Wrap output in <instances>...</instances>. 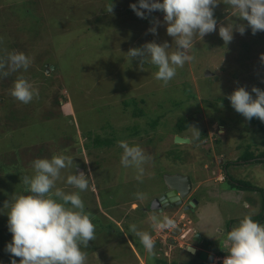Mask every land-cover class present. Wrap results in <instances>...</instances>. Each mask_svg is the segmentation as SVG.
Masks as SVG:
<instances>
[{"label": "rangeland", "instance_id": "374dc122", "mask_svg": "<svg viewBox=\"0 0 264 264\" xmlns=\"http://www.w3.org/2000/svg\"><path fill=\"white\" fill-rule=\"evenodd\" d=\"M12 1L17 0H8L7 4H3L0 1V23L7 22L3 19L5 16L13 17L10 13V9H8L9 6L12 5ZM21 1L30 5L29 7H33L30 11L32 13L31 19L35 23H43L46 19L52 16L57 17L63 24L66 23V18H69V14L72 15L71 18L75 19L77 16H81V14L87 9L86 12L88 15H96L98 22L102 21L106 24V30L102 36L96 34L97 32H87V29H85L84 32L82 31V33L79 32L81 36H74L76 31L70 34L58 32L59 29L56 30V36L59 37V40L62 42L60 49L58 50L61 55V65L57 70V63L55 61H57L58 58L60 60V56L58 53L55 52L54 54L53 51L50 50L47 55H51L48 58H51L52 60H47L45 62L46 68L44 72L45 74H50L55 71L52 75L54 82L60 81L57 79H61L64 85H70L68 92L69 97L75 103L77 110L75 113V119L72 118L76 126L79 127V130H76V133H79L78 131H81L82 134L85 133V130H87V127L90 125L93 126V129L94 126H101L104 128L108 126L105 132L115 133L116 131L123 129L124 126L128 125L130 127L136 126L138 129H141L142 127L146 128L147 134L145 135L152 138V149L156 150L148 153L146 152L150 156V160L148 161L152 164H149V166L146 164L148 167L147 169H144L143 174L140 176L134 166L125 167L120 163L122 149L117 145L111 148L112 155L108 156L109 153H105L104 151L99 154V156L103 158L100 161L101 167L99 171L101 173L103 172L102 170L108 166L107 164L109 162L110 165H114V168H111L110 171V180L106 183L99 182L97 184L98 187L107 192L108 197L116 198V196H113L111 193L112 188H116L115 183L111 182V180H115V182L123 180L124 182L126 181L125 184L129 182L128 185H125V187H131L134 183L137 184V181H132L135 176H138L137 179L141 181L142 177L147 176V172H150L153 176L151 178V182L155 185L160 182L161 175L164 176L166 172L170 173L172 171L171 169L177 167L179 164L189 165L191 163L190 165L192 169H194L193 171L195 174L193 173V177L196 180V183L203 184L210 175V173L205 170V166H207V168L215 167L219 170V163L225 162L227 163L226 166L233 165L231 163L235 162L236 157L239 159L237 164H241L242 166L239 168H232V177L235 179H241L245 182H253L257 184L258 187L261 186L264 188V165H256L252 163L242 164L244 161L249 162L250 159L247 158V160H245L246 158L243 156L244 153L242 151V147H239V150L236 149L237 145L242 144V142H245L247 145L249 143V139L254 140L253 142L256 143L257 131L255 121H257L258 118L245 120L241 114L233 110L227 99V94H229L238 85H241L239 83L243 80V77H240L243 73L241 70L249 61L251 62L248 73L254 71L257 72V70H259V73H261L262 76L260 77V83H256L257 78L251 75L253 80L248 81L247 87L245 86L246 89L250 90L251 86L256 85L257 87L264 89V82H262L264 81V61L261 60V56L264 55V45L262 46L261 44H264V31H257L254 34L258 39L257 43L259 46H262V49L259 53L255 47H249L250 53L253 54V57H257V59L248 61L247 59L245 60L243 55L244 50L240 48V44L236 43V37L239 35L238 33H234L232 45L231 42L224 45V42L219 37L217 31L206 34L202 40H200L198 36L195 37L197 42L195 43L194 48L190 50V55L193 59L186 62L183 67L178 68L176 75L165 85L162 81L155 78V70H157V68L150 62H146L143 66V71L137 74L134 66L137 64L136 67L140 71L138 58H133L129 62V58L126 53L130 47L141 46L147 41L155 40L159 43L161 41L168 40L171 42V37H169L165 32V27L162 22L163 14L161 12L155 11L143 19L139 18L129 7V4L134 3L135 0H82L80 6L76 7L71 5V0H38V4L36 5H33L34 2L32 3V0ZM110 4L112 5L111 12L109 11ZM5 5H9L8 8ZM69 5L71 9H69ZM1 6H4V8ZM32 10L38 11L39 13L44 11L45 14L43 13V20H39L38 16L34 15V11ZM228 11L229 10L226 4L224 5L221 3L217 5L214 14L217 17L218 23L224 22V17L227 15ZM150 17H156L161 21V23L157 26V33L155 35L147 31V29L151 26L152 18L150 19ZM144 19L146 20L145 23H143ZM233 19L236 18L233 17ZM113 21L118 22V24L123 27L112 31L111 27L113 25ZM124 24L126 26H124ZM91 27L93 28L94 26ZM39 34L46 37V28L44 27L43 31H39ZM46 41H48L47 44L51 43L50 38L46 39ZM34 43H36L39 47L43 45L42 41L39 43L34 41ZM56 44L57 42L54 43V45ZM43 47L45 46L43 45ZM237 52L240 54L238 55ZM228 58L233 59L231 60L233 65H231ZM87 59L90 60L85 62ZM113 61H116V63H113ZM90 62H95L93 69L89 64ZM82 64H85V66L82 67ZM229 66H231V69L227 68ZM116 67H118V70H120L123 74H120V76L118 75V78L111 82L110 79L117 76L113 71ZM36 69L38 72L40 67L36 68L35 62H33L31 56V63L28 68L26 70H18V72L20 71L22 73H19V76L23 75L26 79L35 84V80L38 78L30 77V75L34 70L36 71ZM232 70L236 72H232ZM103 72L106 73L101 77L99 74ZM151 73H153V75H150ZM233 73L238 74L237 79L233 78ZM132 75L133 77L130 81V77ZM61 76L63 78L65 77L66 79H64L69 81V83L67 84ZM150 77H153V80L150 79ZM105 79H109L110 81L108 80L109 82H107ZM81 81H85V83H81ZM74 83L79 84L75 85ZM11 86L12 83L0 85V93L6 92L4 90ZM85 87L90 88L87 89L88 95L86 96L82 92V89ZM101 89L109 91L112 89L110 95L111 97L114 96V100L112 99L111 103H115L116 101L118 102L121 99L123 102L128 101L130 98H134V96L137 100L143 99V105L140 104L143 114L141 116H137V108L131 105L121 108L118 104L101 103L104 98V96L100 94ZM90 93L94 95L89 96ZM119 97L121 99H118ZM2 100L5 101V105L13 104V107L18 105L17 102L12 103L4 98H1L0 101L2 102ZM26 107H29V110L30 108H33L35 111H39V108L31 104ZM5 109L6 108H0V121L2 128L0 129V136H4L7 141L12 133H8L10 126L7 124L5 115L3 119V114H5L6 111ZM120 110L121 113L118 117ZM16 111L19 114L20 120L23 119L29 124L35 123V116L32 118L27 109L16 106ZM94 115L97 116L96 119L92 118ZM182 117H192V127L197 128L200 134L204 130L206 132V139H203L204 135H194L193 128L189 126L186 131L182 132V136L190 139V143L188 145H178L181 150V157L177 159L179 154H172V149L174 148V145H176L172 142L174 135L172 131V123L174 124V122L172 121H177ZM149 119L157 120L156 125L153 128L148 126V122L150 121ZM70 121L68 122L69 124H71ZM120 122H124L122 123L123 126L119 125ZM117 123L118 125H116ZM226 125L231 128V130H228L229 132L225 129ZM219 127H224V134H222L224 131L223 128L218 131ZM59 128L63 130L67 129L64 126H60ZM118 128L120 129L117 130ZM40 132H42L43 135L47 134L50 137L57 134L54 129H49V131H47V129H42ZM125 132L121 135L125 136ZM127 132H129V130ZM220 135L222 136L221 142L216 145V138ZM166 137L167 140L165 142ZM4 138L2 139L4 140ZM56 140L57 139L51 138L47 139V141L50 142L48 145H53ZM200 140L203 142L199 143ZM10 142L11 139L8 140V144H10ZM84 142L88 143L87 140H84ZM197 144V149L200 151L202 156L195 152L196 149L194 146ZM4 146L5 142L0 141V157L5 159L8 156L13 160V162H16L10 153V147L12 145H8L6 149ZM108 148L110 151V147ZM208 149L211 151L207 152ZM252 150H254V147L249 149V151ZM253 154L255 155L257 152L254 150ZM13 155H15L14 152ZM71 155L74 156L76 165L83 166L85 168V172L92 173L87 167L88 163L86 161L89 157L85 152L74 153ZM211 155L214 159H211ZM22 157V153H20V158L18 157V159L21 161V166H23L22 162H28ZM221 157H223L224 160L220 162L219 158ZM107 158H112L113 162ZM10 159L7 158L4 161L8 160L10 162ZM90 159H92V157H90ZM223 166L225 167V165ZM180 167L183 168V166ZM228 168L229 167H227V169ZM93 171L95 172L96 169H93ZM220 171H222V167ZM215 175L216 172L213 177L209 178L211 179L209 180L211 182L208 184V189L209 194L218 199L217 195L214 194L217 193L216 188H218L217 182H215L217 179ZM89 177L94 180L93 175ZM228 185L229 183L226 181L220 185V188L227 189ZM125 187L121 188L122 192L119 194L123 197L127 195ZM91 189L97 190V187L92 188L91 186ZM134 194L137 193L134 192ZM1 198L2 196H0V199ZM96 199L97 207L100 211L107 213V215L110 214L109 217L113 222L112 225L114 230L123 229L124 226L122 227L121 225V215L128 210L127 205L130 202V199L120 200V204L115 206L120 207L117 209H114L115 207L112 209L113 204L105 203V201L112 202L111 199L106 198V194L100 193L96 196ZM243 200L251 205L252 207L250 209H254L255 212L260 210L262 198L259 194H256L255 197L247 196ZM141 204H144V202ZM237 208L238 210H241L242 214L250 210L244 209L242 201L238 203L230 201L220 206L221 213L223 214L226 212L225 209H227V212L230 211L234 214V211ZM172 212L173 210L169 213ZM152 215H154V213L151 215L146 214V216L141 217L138 214V211H135L129 213L128 221L133 224L135 219H144L140 225L137 222L135 223L137 228L143 231H149L150 229L154 230L155 225L150 220ZM155 215L161 218V222H163L162 217L169 218V216L160 215V213ZM181 220L184 221V229L188 230V224L186 225L185 217ZM100 222L106 223L101 218ZM227 222L228 218L226 217L224 223ZM218 227H222V225L219 224ZM98 229V226H95V230L97 232L95 233L94 239L89 241L87 247L83 249L86 253L85 264H148L145 260V255L142 254L141 261L137 260L134 255L135 253L129 248L127 243H125L124 240L120 241L118 238H116L119 240L118 244L113 245V248H110L109 251L107 250L105 254L102 253L105 249V245H107L109 236L112 237V235L104 234L102 230L98 231ZM162 229L163 228H161V230ZM128 230L132 235L133 233L130 228H127L125 233H128ZM181 233L185 234V239H180V237L174 233L167 235V231L156 233V237L152 236V238L162 240L167 246V248H165L167 251L166 254L172 257V248H176L177 245L168 244L167 239H169V236L174 238L176 243L179 244V247H186L189 244L188 241L197 245V243L193 242L191 239H188L186 242V237L190 236L189 232L186 233L181 230L178 234ZM210 234L211 231L204 233L205 237L210 236ZM225 238L226 236L221 233L220 236L217 237V241L210 242V251L213 253L219 250L222 247ZM18 258L19 257H16L15 259L18 261ZM0 262H2V264H6L2 260H0Z\"/></svg>", "mask_w": 264, "mask_h": 264}, {"label": "clouds", "instance_id": "9594fccd", "mask_svg": "<svg viewBox=\"0 0 264 264\" xmlns=\"http://www.w3.org/2000/svg\"><path fill=\"white\" fill-rule=\"evenodd\" d=\"M221 3L226 4L229 11L224 17V22L218 23L214 13L217 5ZM129 7L137 17L142 19L155 11L163 14L162 22L166 34L171 37V42L168 40L159 43L155 40L147 41L141 46L130 47L126 53L129 62L133 58H138L141 69H143L145 62L155 65L157 68L155 78L162 81L165 85L176 75L178 68L183 67L186 62L193 59L190 55V50L194 48L197 42L195 37L198 36L202 40L206 34L217 31L224 45H227L232 41L234 33L243 35L246 30H249L254 35L257 31H264V0H135L134 3L129 4ZM111 9L112 5L110 4V12ZM233 17L236 19H233ZM160 23L161 21L158 18L153 17L151 26L147 31L155 35L157 26ZM261 60L264 61V55L261 56ZM30 63L31 57L22 51L10 52L7 57L0 56V77L8 76L11 72L19 69L26 70ZM10 93L21 103L27 104L34 96L38 95V89L32 82L20 75L13 81ZM227 99L233 110L241 114L245 120L258 118L261 122H264V89L251 86L250 90H248L245 86L238 85L227 94ZM149 120L148 126L153 128L157 120ZM153 121L154 124L150 126L149 123ZM172 122H174V124L172 123V131L174 133L172 142L175 143V137H181L187 139L188 143L175 144L188 145L190 139L182 136V133L175 132L176 121ZM70 123L74 124L75 128H79L73 121H70ZM119 125L123 124L120 123ZM189 126L192 127V122L188 124ZM107 127L103 130H98L99 136L110 135V133L105 132ZM134 127L136 126L130 127L126 125L123 130L128 134L130 131L128 133L127 131ZM192 128L194 135H201L197 128ZM222 128L224 129V127H219L218 131ZM225 129L222 134L225 133ZM136 130L147 134V129L144 127ZM122 133L120 129L114 134L120 136ZM95 135L98 134L94 131L92 136L94 137ZM221 135L217 136L220 140L222 139ZM166 140L167 137L165 142ZM202 142L201 140L199 141V143ZM117 143V146L122 149L120 163L125 167L134 166L138 174L142 175L144 172L143 165L150 159L146 150L138 143L129 144L125 139L119 140ZM112 147H110V150ZM194 147L196 149L195 152L202 156L197 149L198 144ZM247 152L249 153L250 151ZM251 152H254V150ZM255 152L257 154L254 157L248 158L250 159L249 162L244 161L242 164L264 165V157H260V153L257 150ZM73 157L64 152H59L50 158L38 157L34 159L32 161V174L23 176V183L26 186L23 192L15 194L10 201L3 204V206L7 207V229L11 233L10 241L5 243L6 252L11 254L9 264H85L86 253L83 249L87 247L89 241L94 239L95 225L90 219V214L85 209L80 193L89 188V174L92 175V173L86 175L85 168L75 165ZM210 157L214 159L212 155ZM261 159L263 162L260 161ZM219 160L221 162L224 158L221 157ZM238 160V157H236L235 162H232L231 164L233 165L230 166H226L227 163L225 162L218 164L221 167L225 165L228 176L222 174L220 166L219 170L216 169L215 171L205 166V170L210 175L203 185L208 186L211 182L209 178L213 177L216 172L215 177L217 179L215 182L218 185V188H216L218 203L224 204L230 201L238 203L242 201L244 209H250L252 206L243 199L247 196L255 197L256 194H259L263 198L260 210L255 212L254 209H250L242 214L241 210L237 208L235 210L238 213L234 215L225 209V214L221 213V211L220 213H213L204 224L198 223L199 220L197 223L190 222L188 207L181 210L182 204L186 203L189 198V192L194 183V181H191V177L194 174L191 171H189V174L185 172L184 174L175 173L176 169H182L179 165L172 168L170 173L166 172L164 176L161 175L158 184L154 185L151 182L153 176H150L147 183H144L142 192L140 191V186L136 183H134L136 184V191H134L129 186L125 187L128 183L111 180L116 185V188L111 190L112 195L116 196V198H111L107 196V192L104 189L97 186L98 183L96 186H91L92 188L97 187V196L100 193L106 194V198L112 200V202L105 201V203L113 204L112 209L117 204H120V200L130 199L127 205L128 210L122 214L124 216L139 210L144 213V216L154 213L150 220L155 225L156 233L167 231V235H169L176 230L179 224H182L181 230L190 234V236L186 237V242L191 239L197 245L188 241L189 244L186 243L188 244L186 247L180 246V248H184L191 256L200 257L203 261L206 260L207 264H211L214 258H223L222 264H264V222L257 220V215L260 211L264 213V188L258 187L253 182H245L232 177V168L242 166L237 164ZM227 167L229 168L227 169ZM68 168L73 170L75 168L76 171H72L66 176L65 183L79 191H64L62 188L56 187L57 180L61 179V170ZM212 171L214 174H212ZM165 176L189 178L190 190L183 197L177 192L168 196L170 188L165 182ZM226 181L229 183L227 189L220 188V185ZM100 182L103 183L102 181ZM241 182L248 183L250 188L248 190H241L233 186L232 189L230 188L233 184L241 185ZM162 184L163 191L161 189ZM123 187H125V192L127 193L125 197L119 195ZM128 188L132 193H128ZM91 190L96 192V189ZM99 190L100 192H98ZM164 191L165 193L162 194ZM134 192L137 194H134ZM161 194L160 198H156ZM165 197H167L166 200H164ZM161 201L164 208L155 206V202L159 203ZM142 202L144 204H141ZM117 208L120 207H115L114 209ZM97 210L101 212L98 207ZM172 210L173 212L169 213ZM158 213L169 216V218L162 217L163 222H161V218L155 215ZM103 214L105 216L101 217V219H110V214L107 215L105 212ZM183 217H185L186 225L188 224V230L184 229V221L181 220ZM226 217L228 222L224 223ZM217 221L218 223L215 225ZM219 224L222 227H218ZM212 225L217 230L211 229ZM161 228L163 229L161 230ZM130 229L139 237L145 250L150 255L154 254V240L158 238L153 239L150 232L139 230L135 224L130 225ZM208 229L215 231H211L210 236L205 237L204 233L209 231ZM221 233L226 236L225 241L219 250L212 253L209 249V243L217 241V237ZM215 234L218 235L216 236ZM154 236L156 237V234ZM213 236H215L214 239L212 238ZM178 237L185 239V234L181 233ZM167 240L169 245L176 244L179 247L174 238L169 236ZM13 257H19V260L17 261ZM185 261L191 263L190 261L192 260Z\"/></svg>", "mask_w": 264, "mask_h": 264}, {"label": "trees", "instance_id": "16d2710c", "mask_svg": "<svg viewBox=\"0 0 264 264\" xmlns=\"http://www.w3.org/2000/svg\"><path fill=\"white\" fill-rule=\"evenodd\" d=\"M0 1L3 4L8 3V0H5V1L0 0ZM37 1L38 0H32V3L34 2L33 5L38 4ZM71 1H72L71 5L75 7L80 6V3H82L81 2L82 0H71ZM5 6H7L8 8L9 5H5ZM29 6L30 5L26 4L24 1H21V0L12 1V5H10L8 9H10V13L13 17L5 16L3 19L7 22L0 23V56L7 57V55L10 52L22 51L26 55L30 57L32 56V60L33 62H35L36 68L40 67V70L38 72L36 69V71L34 70L32 74L30 75V77L38 78L35 80V84H33L38 89V95L34 96L33 99L29 103L24 104L18 101L16 98H14L10 93L12 86L4 90L6 92L0 93V100L1 98H4V99L9 100L12 103L17 102L18 104L13 107V104L5 105L4 100H2V102L0 101V108L1 109L6 108L5 114H3V119L5 115L7 119V124L8 126H10L9 128L10 130L8 131V133H12L9 139L6 135L8 140L11 139L10 144L12 146L10 147L11 148L10 153L12 154V158L16 160V162H13V160L7 156V158L10 159V162H9L8 160L4 161L7 158L2 159L0 157V189H1L0 196H2V198L0 199V260L4 261L6 264H9V257L11 255L7 253L5 250V243L10 241L11 233L7 229V215H6L7 207L3 206V204L5 202L10 201L11 198L15 194L23 192L24 188L26 187L23 183V176L32 174V161L38 157H49L50 158L52 155L57 154L59 152H64L67 155L85 152L87 156L89 157V159L86 161L88 163L87 167L92 172V175L94 176V180H92L89 177V188L81 191L80 193L81 198L85 204L86 211L90 214V219L92 223L95 226H98L99 228L98 231L102 230L104 234L112 235V237L109 236L107 245H105V249L102 251V253L105 254L107 250L109 251L110 248H113V245L118 244L119 240L120 241L124 240L125 243H127V245L129 246V248L132 249L133 252L135 253L133 254L135 255L136 259L141 261L142 254H143L145 255V260L148 264H207V261L201 260L202 258L200 257H197V258L201 261H198L197 259V261L195 262L187 263L185 260H190V258L192 257L191 254L187 252L184 248H180L178 246L174 249L172 248L173 250L172 257L169 255H166L165 248H167V246L164 244L162 240H159V239L154 240L155 241L154 254L150 255L143 247L142 243L140 242L139 237L135 234V232L132 231L133 233L132 235L130 234L129 230H128V233H125L127 228H130V225H132V223L128 221L129 215L128 216L121 215V218H122L121 225L122 227L123 226L124 227L123 229H119V230H114L113 225H112L113 222L111 219H108V220L104 219V222L106 223L100 222V218L103 217L104 214L102 212H98L97 210V199H96L97 190L96 192H93L90 187L91 185L96 186V184L102 181L103 179H104L103 183H106L107 181H109L111 177L110 171H111V168H114V165H110V162H109L107 164L108 166L104 168L102 170L103 172L101 173L99 171L101 167L100 161L103 158L100 157L99 154L102 151H104L105 153H109L108 156L112 155L111 150L109 151L108 147L117 145L118 144L117 141L122 140V139H125V141H127L129 144H133V143L140 144L146 150L147 153L152 152L153 150H156V149H152V146H153L152 138L147 137L143 132L137 131L136 129L138 127H134L131 130H129L130 133L127 132L128 134H125V136L120 135L121 137L117 134L110 133L109 136L111 138L109 136H104V135L99 136L98 130L104 129V127H101V126H94V129H93V126L90 125L87 127V130H85L86 132L84 131L85 133L82 134L81 131H78L80 135L79 133H76V130L78 129L75 128V125L72 123L71 124L68 123L70 120L74 122L72 118L75 119V113L77 111L75 103L69 97L68 92H69L70 85H66V84L64 85L61 79H57V80H60L61 82L60 81L54 82V78L52 77V75L55 73V71L51 72L50 74H45L44 72L46 68L45 62L47 60H52L51 58H48L51 55L48 56L47 54L49 53L50 50H52L54 54L55 52L59 54L60 60L58 58L57 61H55L57 63L56 65H57V70H58V67L61 65V55L58 50L60 49V45L62 44V42L59 40L60 38L56 36V30L59 29L58 32L70 33V34L76 31L74 36H81L79 32L82 33V31L84 32V30L87 29V32H90V31L97 32L96 34H98L99 36H102L105 33L106 24L105 22H102V21L98 22V20L96 19V15H93V16L88 15L86 12L87 9L81 14V16H77L75 19L71 18L72 15L69 14V18L68 19L66 18L67 21L66 23H63V24L60 22V20L57 17H52V16L46 19L45 22L43 23H38V22L35 23L31 19L32 13L30 11V9H32L33 7H29ZM1 7L4 8V6H1ZM69 9H71L70 5H69ZM43 13L44 11L41 13H39L38 11H34V15L38 16L39 20H43ZM145 22L146 20L144 19L143 23ZM112 23H113L111 27L112 31L123 27L122 25L118 24V22L113 21ZM91 26H94V27L92 28ZM124 26L126 25L124 24ZM44 27L46 28V35H45L46 37L41 36L39 34V31H43ZM248 32L249 30H246L243 35H240V34L238 36L236 35L237 36L236 43L240 44V48L244 50L243 55L245 57V60L246 59L247 61L253 60V59L256 60L257 57H253V54L250 53L249 47H255L260 53L262 46L264 44L261 43L262 46H259V44L257 43L258 39L256 38V36L251 34V32L249 33ZM48 38L51 39L50 44L49 43L47 44L49 40L46 41V39ZM34 41L38 43L42 41L45 47H43V45L39 47L38 45H36V43H34ZM56 42L57 44L54 45V43ZM232 44L233 42L231 41V45ZM237 54L239 55L240 53L237 52ZM89 60L90 59H87L85 60V62ZM228 60L231 63V65H233L231 62V60L233 59L228 58ZM91 62L89 64L91 65L93 69L95 62L94 63H91ZM250 62L251 61H249L246 64V66L243 67V69L241 70L243 73L240 75V77H243V80L239 83L246 87H247L248 81L253 80V77H251V75L257 78L256 83H260L261 81L260 77L262 76V74L259 73V70H257V72L254 71V72L248 73ZM113 63H116V61H113ZM84 66L85 64H82V67ZM136 66L137 64L134 66L136 73L137 74L141 73L143 70L140 68V71H139V69H137ZM227 68L231 69V66ZM113 71H114V74H116L117 76L112 77L110 79L111 82L115 81L118 78V75L120 76V74H123L122 72H120V70H118V67L114 68ZM232 72H236V71L232 70ZM19 73L22 74L20 71L18 72L17 70L15 72H11L8 76L0 77V85H4L5 83L13 84V81L19 76ZM105 73L106 72H103L99 75L102 77ZM150 75H153V73H151ZM232 76L234 79L238 78V74L236 73H233ZM132 77L133 75L130 77V81ZM61 78L63 77L61 76ZM150 79L153 80V77H150ZM108 80L109 79H105V81L109 82L110 80L109 81ZM65 81L67 82V84L69 83V81L67 80ZM81 83H85V81H81ZM74 84L78 85L79 83H74ZM87 89H90V88L85 87L84 89H82V92L85 96L88 95ZM111 90L109 91V90L101 89L100 94L104 96L101 103L118 104L121 106V108L127 105H131L137 108V116H141L143 114L142 108H140V104L143 105L142 104L144 102L143 99L137 100L136 97L134 96V98L132 97L128 101L123 102L122 99L119 97L118 99H121V100H119L118 102L116 101L115 103H111L112 99L114 100V96L111 97L110 95ZM91 95H94V94L90 93L89 96ZM30 104L39 108V111H35L33 108H30L29 110L28 109L29 107H26V106ZM16 106H20L22 108L27 109L32 118H34L35 116L34 118L35 123L29 124L28 122H25L23 119L20 120L19 114L16 111ZM120 113H121V110L118 113V116L120 115ZM92 118L96 119L97 116L94 115ZM191 120H192V117L179 118V120L176 121V124L174 127L175 132L182 133L183 131H185L188 127V124L191 123ZM120 123H124V122H120ZM149 124L150 126H152L154 124V121ZM255 124H256V130H257L256 143L253 142L254 140L249 139V143L247 145L245 144V142H242V144H238L236 147L237 150H239L238 149L239 147L243 148L242 151L244 153L243 154L244 158L254 157V154H253L254 152H251V151L249 153L247 152L249 151L250 148H253V147H254V150H257L260 153L259 154L260 157H264V122H261L258 119L257 121H255ZM60 126L62 127L64 126L67 129L66 130L60 129L59 128ZM0 129H2L1 121H0ZM42 129L44 130L47 129V131H49V129H54L57 134L54 135L53 137H50L47 134L43 135L42 132H40V130ZM229 129L231 130L230 126L226 125L227 132H229L228 131ZM121 130L124 134L125 131L123 129ZM92 131H95L98 135H95L93 137L92 134L94 132ZM201 135H204L203 139H206V132L204 130L201 132ZM2 138H4V136L2 137L1 135L0 141L5 142L4 148L6 149V147L10 144H8V140L6 141L5 138L4 140ZM50 138L57 139L53 143V145H48L50 144V142L47 141V139H50ZM84 140H87L88 143L84 142ZM216 141H217L216 145L221 142V140L218 137L216 138ZM113 143H116V144H113ZM179 148L180 147L178 145H174V148L172 149L173 150L172 154H175V153L179 154L178 155L179 157L177 159L181 157V150ZM209 151L211 150L208 149L207 152ZM13 152L15 155H13ZM20 153H22V156H23L22 158H25L28 161L27 163L22 162L23 166H21L20 164L21 161H19L20 159H18V157L20 158ZM90 157H92V159H90ZM74 159L75 158L73 157V161L75 164ZM107 159L113 162L112 158H107ZM260 161L263 162L262 159ZM146 164H148L149 166V164H152V163H150L149 161H146L143 165L144 169L145 168L147 169L148 167L146 166ZM92 169H96V171L94 172L92 171ZM72 171H76L75 168L74 170L72 168L62 169L61 179L57 180L56 187H60L64 191H79L78 189H74L72 186L67 185L65 183L66 176L70 174ZM85 174L87 175L89 173L85 172ZM146 175L147 176L142 177L141 181L137 179L138 176H135L134 179L132 180V181H137V184L140 186L141 192L144 187V183H147L148 178L152 176L150 172H147ZM89 176L91 175L89 174ZM121 182L125 183L126 181L124 182L122 180ZM232 186L234 188L238 187V189H241V190H248L250 188L248 186V183H244V182L243 183L241 182V185L239 186L234 185V184L231 185L230 186L231 189H232ZM131 189L135 191L136 184H133L131 186ZM127 191L128 193H132V191L129 188ZM98 192H100V190ZM262 202H263V198H262ZM138 214L141 217L144 216V213L140 210L138 211ZM142 220L143 219H139V220L135 219L133 224L137 222L140 225L142 224ZM257 220L264 222V213L260 211V213L257 215ZM181 228H182V224H179L176 230L172 231V233L179 235L178 233L180 232ZM96 232L97 231L95 230V233ZM148 232H150L152 236L156 234L155 228L154 230L150 229ZM116 238H118L119 240ZM130 244H131V247H130ZM13 258H16V257H13Z\"/></svg>", "mask_w": 264, "mask_h": 264}, {"label": "flooded vegetation", "instance_id": "af4514ba", "mask_svg": "<svg viewBox=\"0 0 264 264\" xmlns=\"http://www.w3.org/2000/svg\"><path fill=\"white\" fill-rule=\"evenodd\" d=\"M179 166H183V168L182 169H180V168L176 169L175 173H177V174H184V172L186 174H189V171H192L194 173V171H193L194 169H192L191 167H189L186 164H179ZM209 168L213 171L216 170L215 167L214 168L209 167ZM213 171H212V174H214ZM221 172L223 175L226 174V176H228L226 173V168L223 165H222V171ZM191 181H194V183L191 186V191L189 192L190 193L189 198L187 199L186 203L182 204L181 210H183L185 207H188L190 222L197 223V221L199 220L198 223L200 222V224H204L206 222L207 218L211 217L213 215V213H220V211H221L220 206L222 205V203H220V202L218 203V200L209 194L208 186L203 185L202 183H201L202 185L196 183L194 177H191ZM161 189L163 191V184L161 185ZM165 191H166V188H165ZM165 191L162 194H164ZM217 193H216V195H217ZM162 194L157 196L156 198H160L162 196ZM166 199H167V197L164 198V200H166ZM191 204H193V206ZM155 206H157L159 208H164L162 201L159 203L155 202ZM193 210H194V212H193ZM194 213L198 219L196 218ZM201 257H204V256H201ZM190 259L192 260V261H190L191 263L197 261V257H195V256H192ZM198 261H200V260L198 259Z\"/></svg>", "mask_w": 264, "mask_h": 264}, {"label": "water", "instance_id": "95a60500", "mask_svg": "<svg viewBox=\"0 0 264 264\" xmlns=\"http://www.w3.org/2000/svg\"><path fill=\"white\" fill-rule=\"evenodd\" d=\"M152 17H150L151 19ZM174 142L178 144L188 143L187 139H183L181 137H175ZM165 182L168 184L170 188V192L167 194L168 196L179 193L181 197L185 195L187 191L190 190V180L189 178L177 177V176H165ZM193 206V204H191Z\"/></svg>", "mask_w": 264, "mask_h": 264}, {"label": "built area", "instance_id": "2783aa9c", "mask_svg": "<svg viewBox=\"0 0 264 264\" xmlns=\"http://www.w3.org/2000/svg\"><path fill=\"white\" fill-rule=\"evenodd\" d=\"M223 258H214L211 264H222Z\"/></svg>", "mask_w": 264, "mask_h": 264}, {"label": "crops", "instance_id": "0c3cea01", "mask_svg": "<svg viewBox=\"0 0 264 264\" xmlns=\"http://www.w3.org/2000/svg\"><path fill=\"white\" fill-rule=\"evenodd\" d=\"M238 213V211L237 210H235V212H234V215L235 214H237ZM241 217V216H240ZM217 223H218V221L217 222H215V225H217ZM211 229H215V227L212 225V227H211ZM209 231H215V230H217V228L215 229V230H210V229H208ZM216 236L218 235V234H215ZM213 239L215 238V236H213L212 237Z\"/></svg>", "mask_w": 264, "mask_h": 264}, {"label": "bare ground", "instance_id": "6f19581e", "mask_svg": "<svg viewBox=\"0 0 264 264\" xmlns=\"http://www.w3.org/2000/svg\"><path fill=\"white\" fill-rule=\"evenodd\" d=\"M191 252V251H190ZM191 253H193V252H191Z\"/></svg>", "mask_w": 264, "mask_h": 264}]
</instances>
